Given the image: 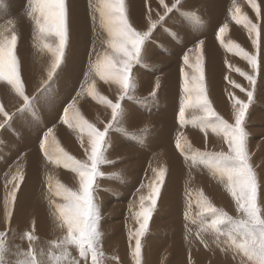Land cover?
I'll return each mask as SVG.
<instances>
[{"label":"bare ground","instance_id":"obj_1","mask_svg":"<svg viewBox=\"0 0 264 264\" xmlns=\"http://www.w3.org/2000/svg\"><path fill=\"white\" fill-rule=\"evenodd\" d=\"M167 1H169L168 3H172L171 0H164V2ZM255 2L260 9L259 16H257L256 12L252 11L253 9L251 7L250 0H181L178 5L179 10L176 9L173 11L169 15L168 19L162 24L164 28L161 24L158 25L152 35L148 38L147 43L142 48V56L139 60L138 66H135L131 71L132 83L128 93L129 96L127 100L125 99L122 102V111L116 121V127L124 130L126 133L136 132L139 129L146 127L149 128V131L142 135V138L138 141L140 145H136L138 147L133 149L135 151H139L138 156L134 153L131 154L132 151L130 150H124L122 153L133 157L132 159L139 157L149 160L148 162H153V166L151 167H154V169L158 167V169L155 170H159L162 167L168 174L164 184L162 185L159 201L156 205L159 209H157L155 214H153L149 225L148 231H150L149 233L152 235L150 234L144 241L146 242V245H144L145 247L142 249V255H144L143 264H154L153 260L154 258L157 259L159 254L163 255L164 259H169L168 264H184L183 259H188L190 262H198L200 256L192 254H197L200 249L206 253V261L211 260L213 262L212 257L215 255H212V252L208 250L209 248L204 249L203 246V243H205L210 244L211 248H213V241L218 246L221 253L227 249H231L228 244L224 243V241L227 240L226 235H221L211 229H206L204 234H200L201 219L199 216V209L197 205L192 204L194 202L188 201L190 200L189 197L187 200V191H193L194 193L200 192V181H204V179L200 177V172L204 174L205 166L192 162V160L188 159L186 154L175 152V135L177 133V137L193 140L195 143L194 147L196 148L207 147L204 140L208 138L203 137L205 135L204 133L202 134L203 136H200V133L196 131L188 130L185 132L183 130L180 126V121L178 120V111L182 100L185 99V94L182 91V99H174L171 89L175 85H178V87L180 86L182 90V81H180L179 76L181 75V68L184 67L183 57L187 53L194 62L195 46L197 43H201L200 54L203 57V65H207L206 69L210 70L209 72L205 71L208 74L210 81L212 78L216 79L218 75H220V82L223 77L228 78L229 75L226 71H234L233 65L240 68L242 67V59L238 57L235 59V56L228 57L230 46L226 43L230 41L228 38L231 37L236 40H240L241 45H246L250 42L248 45L250 47L252 40L254 39V35L244 27L243 23L237 24L235 20L232 19L233 14L247 16L251 22L255 20L260 21V29L262 30V39L260 38L262 40V53L260 54V58H262L261 60L264 62V0H255ZM98 3L99 0H66L68 8L69 43L66 46L65 56L63 58L66 63L63 72L60 74V78L62 80L59 79L58 81L57 79V81H54L55 83L48 90V93L37 98L34 102V106L28 108L29 112L25 111L24 113H17L11 120L10 128L3 127L4 129L0 131V149L3 150L2 153H0V176L3 172L8 171L7 173H9L4 178L0 177V201L3 199L2 192L3 186L5 185L4 183H6L5 180L10 176L9 170L11 169L12 171H16L17 166L19 165L22 168V171H26L23 172L25 179L23 184L21 183V189L18 190L19 196L17 201L14 203V210L11 217L13 227H16L15 224L19 228L23 227L22 223L24 221L22 220V216L25 215L26 212L31 211L33 205H44L42 201L45 197V187L43 188V183L38 186V183L41 182L39 178L41 173L39 172H42V169L51 171V174L46 176L47 178L56 176L57 180L64 181L66 184H69L71 179L74 178L77 180V184L74 189L77 187L76 190H78L79 178L77 173L71 169H66L62 163L55 160L54 156L52 158L45 157L39 148V142L43 138L44 132L51 128L54 137L57 136L56 140L61 145L64 144L65 147L71 150L70 141L66 137V133L59 127V122H63L61 119L63 110H59V107L64 102V98L67 95L69 96H67V100H65L66 104L69 102L68 100H71L75 95L79 94V91L83 88L84 80L85 88L94 86L96 93L105 97L107 100H110L107 86H112V82L109 81L106 83L100 80V78L98 80V77L95 76V74H91L89 72V66L96 58L94 55L98 51L97 46L100 43V39L102 41L107 40V33L101 27L99 23V14L95 11V7ZM125 4L130 23L140 32L148 31L150 21L157 22L159 14L162 11L154 0H125ZM237 9H239V13L236 12ZM30 11V0H0V31H3L8 37L12 34L17 36L15 55L17 57L21 75L25 74V72L27 73L28 67L38 69L36 74L39 73L40 59L45 57L43 56L44 52L41 50L40 46V49L37 48L36 43L39 41L43 43L53 42L51 37L41 38V34L34 29V26L30 23L31 21L29 22L28 20L29 17H27L29 16L28 13ZM225 25V31L223 33H219V28L224 27ZM218 35L219 39L217 38ZM218 49L222 50V54H224L221 56V59L222 57H226L224 59L229 62L228 70H221V68L218 70V67L215 66V63L217 62L216 51H219ZM231 55L232 54L230 53L229 56ZM47 57L51 58L53 61V57L49 56L48 53ZM209 63H211V65H209ZM185 70L190 71L186 67ZM32 73L34 74L35 72ZM143 79H150L151 85L142 82ZM263 82L264 80H262L261 83ZM216 83L217 82H215V86H217ZM223 83L224 86L222 87L226 90L225 93L227 94V102L233 105L232 97L235 95H237L239 99L242 97L243 91H241V88L246 87L247 81L246 79L243 81L238 80L235 72H231L229 81H225L223 79ZM88 84H90V86ZM154 84L159 88V95H156L158 99H160L163 103L173 105V108L174 105H176V107H178L177 112H173L172 114L169 111L162 110L159 105L161 102L159 103V101V104H155L153 102L147 103L146 109L148 111L146 112L140 110V108L144 107L141 106L143 105V102L141 101L138 103V99H136V97H141L143 94L149 93ZM210 84L214 83L210 82ZM235 85H240V87H236ZM262 87L264 88V86ZM210 89V93H214L215 89L213 86H211ZM11 91L12 87L10 85H8L5 81H0V101L5 111L12 110L18 102L22 101V99L19 101V99L14 97L10 99L9 97L11 95ZM215 92L217 91L215 90ZM169 95L174 99V101ZM50 96L53 97L46 102L47 97ZM167 104H165V106ZM98 105L100 115H105L106 111H108V106H106V104L104 105V103L100 100H98ZM74 107L76 108L75 105ZM77 107H79L78 102ZM221 108L223 114L227 115L230 120H233L234 116H232L233 114L228 115L227 107L224 106ZM156 109L158 113L154 114ZM192 110L193 109H191V111ZM30 111L32 114H30ZM187 112H190V110L187 111L186 109L185 116ZM259 112L264 114L263 100L261 105H259ZM170 114L173 115L172 121L174 122V125L168 123V116ZM202 116H204V114ZM136 117L139 118L136 119ZM248 119L250 118L248 117L247 120ZM2 120L3 117L0 116L1 123ZM259 121L264 126V117L259 119ZM214 122V120L200 121V130H206V133L208 130V132L212 134V137L217 135L219 137L220 135L219 138H221L222 134H217L212 131L211 125ZM201 127L204 128L201 129ZM246 128L247 127H245V129ZM263 131L259 129V132ZM70 132L72 133V131ZM251 132L254 131L252 130ZM251 132L248 139H252L251 142H253V135H255L256 132L253 134H251ZM115 135L116 134L114 132H111L107 136V139L114 141ZM216 138L217 137L214 139ZM255 139L257 141V138ZM210 140L208 145L209 147H212ZM263 142L264 140L262 141L261 146ZM115 143H117V141ZM248 144H250V142ZM142 145L147 146L148 149L152 150L149 152L145 149L140 150ZM262 152L264 153V151ZM157 153L164 154L165 159L158 162V160L154 158V156L158 157ZM107 155L108 154L104 151V156ZM166 158L169 159L166 160ZM3 160H6L9 164H3ZM167 163H169L168 165L170 166V170H167L166 168ZM155 165L157 166L155 167ZM111 167L113 169V166ZM108 168H105L104 171ZM60 170H63L64 173L62 172V174H59L58 171ZM260 171L262 172V175H264L263 170L260 169ZM153 176L154 175L152 174L150 177H147L149 179L145 180L144 178L141 180L139 188L136 189L135 208H131V215L125 218V227L128 228V230L131 229L134 231L137 227L134 219V213L139 211V197L140 195L146 196L148 194L149 189L147 185ZM46 177H43L44 182L49 185ZM43 179L41 178L42 181ZM109 181L107 180L109 187L113 186V182L111 184ZM144 182L146 187L145 190L142 189ZM104 187H107V185ZM261 188H264V185ZM103 190L98 188L96 189V201H94L97 202L96 205L98 207L105 209L106 214L110 213L109 215L111 217L109 216L110 218H104L102 220V224H99L100 228L101 226L104 227V230L102 231L106 234L105 230L109 226H107L105 222L109 223V221L114 220L113 216L120 213V207L116 202V199L112 197L114 190L113 187L110 189V194ZM54 192L56 193L57 191ZM261 194L263 195V192H260V196ZM213 199L221 203L217 195H214ZM51 200L54 201L55 205L56 203H64L62 198L57 194L53 195ZM222 203L223 205H226V203L229 204L225 195L222 198ZM115 204H117V206L110 207ZM185 215L191 216L192 218L187 219ZM110 225L112 224L110 223ZM118 225L120 226L121 232L122 223ZM204 226L206 228L205 224ZM227 227V225L220 226L221 231L226 232ZM118 235H120L118 238L119 242L115 248L117 252H122L121 255H123V245L125 244L126 247V236L125 234L122 235L120 233ZM106 244L107 241L103 239L102 245L105 246ZM189 253H191V256L186 257ZM150 255H152L153 258H150ZM201 255L204 256V254ZM223 258L224 261L227 260L226 257ZM244 264H252V262L248 261Z\"/></svg>","mask_w":264,"mask_h":264},{"label":"snow or ice","instance_id":"obj_2","mask_svg":"<svg viewBox=\"0 0 264 264\" xmlns=\"http://www.w3.org/2000/svg\"><path fill=\"white\" fill-rule=\"evenodd\" d=\"M250 2L252 9L259 16V6L255 0H250ZM160 3L163 5L164 0H160ZM30 7L31 11L28 14L35 20L41 36L53 39L52 43L44 44V47L52 53L54 58L47 73L51 79L53 73L61 66L66 46L69 43L66 0H30ZM95 11L99 14L101 27L107 33V40L105 41L107 48L103 53H96L95 60L89 66V72L106 83L110 81L119 85L122 93L127 94L131 88V69L141 59L142 47L146 39L150 37L149 33L156 27V22L150 21L148 31H137L129 21L125 0H99ZM168 11L171 9L166 7V12ZM236 12L239 13V9ZM164 18L161 16L160 20L163 21ZM232 19L237 24L243 23L250 33L259 35L257 25L253 24L247 16L233 14ZM225 27L226 25L219 28V33H223ZM217 38L219 39V35ZM16 43L17 36L15 34L8 37L3 31H0V81H6L23 99L24 103L20 111L24 113L29 107L34 106L36 98L40 97L41 94L32 101L25 95L15 55ZM252 44L256 47L257 39H253ZM235 47L237 54L247 60L253 73H256L258 68L257 56L249 55L239 46ZM200 53L201 43H197L194 62L187 53L183 57L184 67L181 68V79L185 99L180 104L178 120L181 123L184 121L186 109H200L205 117L215 118V122L211 125L212 131L223 135L224 142L227 144V152L198 153L193 159L206 158L209 167L219 174L221 180L226 179L228 192L235 201L237 212L242 215L241 218L234 219L226 212L217 209L203 192L196 194L195 203L199 209L200 217L205 214L211 217L206 224L207 229L226 235L227 240L224 243L228 244L237 254L246 257L252 264H264V211L257 204V179L249 162L248 133L244 127L246 111L254 99V93L251 90L247 91V102L232 97L234 123H229L220 117L213 110L206 95L203 57ZM185 67L190 71H186ZM240 74L247 79L249 85H255V75H248L243 72ZM235 86L240 87V85ZM87 91L93 99L98 97L94 86H90ZM241 91L244 89L241 88ZM153 95H155V90ZM99 100L111 109L112 120L114 121L121 108L120 102L113 103L103 96H99ZM0 114L7 121L0 127H7L13 117L4 111L2 106H0ZM61 119L70 128L78 129L81 134L87 135V145L85 146L87 162L77 160L65 151L55 139L51 128L44 132L43 138L39 142V148L43 155L48 158L54 156L57 162L62 163L66 169H71L77 173L79 178L78 191L65 188L59 183L56 186V194L62 198L64 203L56 204L55 210L58 213V219L62 222L61 226L67 230V234L60 245L65 246L63 248L64 256L68 254L66 246L75 245L79 249L81 257L90 255L92 264H98L97 245L100 242L101 233L97 230L99 213L94 204L93 188L97 176L101 175L98 172V166L105 163L104 146L111 122L106 124L103 130L98 129L80 114L74 107V103H70L64 108ZM175 144L177 149L183 151L187 141L178 137ZM153 172L154 176L147 185L148 194L146 196L140 195L139 211L134 213L137 227L134 231L130 229L128 233L129 240L134 241L132 256L135 264H141V238L148 230L150 217L157 205L161 186L165 182L164 168L161 167L158 171L153 169ZM24 179L22 168L18 165L5 187L6 217L11 216L10 205L16 200L18 190ZM189 199H191V194H189ZM201 223H205L203 219H201ZM222 225L228 226L226 232L221 231L220 226ZM2 236L3 234L0 233V237ZM28 239L32 240L33 237L28 235ZM3 251V244L0 242V260H2ZM32 264H35V258H33Z\"/></svg>","mask_w":264,"mask_h":264},{"label":"rangeland","instance_id":"obj_3","mask_svg":"<svg viewBox=\"0 0 264 264\" xmlns=\"http://www.w3.org/2000/svg\"><path fill=\"white\" fill-rule=\"evenodd\" d=\"M180 1L181 0H171L172 3H168L169 1H167V2H164L163 5H161L160 0H154V2L157 3V5L162 9V11L159 14L158 21L156 22V27L153 28V30L149 33V36L152 35L153 31L157 28L158 25L161 24V26H162V24L168 19L169 15L173 11L178 9V5L180 4ZM165 6L167 7V9H171V11L166 12ZM252 11H254V10H252ZM161 16L165 17L163 19V21L160 20ZM27 17H29L28 20H29V22L31 21L30 23L34 26V29L38 33H40L37 26H36V23H35V20L33 19V17L30 15ZM252 23L257 25V29H258V33H259L258 36L256 34H253L254 39H257V41H258V44L256 47H254L253 44H251L252 46L250 45V47H249L248 45L250 44V42H248L246 45H241L240 40H236V39L231 38V37L228 38L230 40V41H228L229 43L228 42L226 43L228 46H230L229 47L230 52L228 53V57H234L235 56L234 57L235 59H236V57L242 59V64H241L242 67L241 68L233 65L234 71H231V70L226 71V73H228V75H229L228 78L223 77L222 81L220 82V79H219L220 75H218V77L216 79L212 78L214 80L211 79V81H210L208 78V74L206 73V72H209L210 70L206 69L207 65L205 66V64H204L203 66H205L204 67V75H205V81H206L205 82L206 95H207V97H208V99L212 105L213 110L223 119L226 118L225 120H227L229 123H234V118H233V120H230L227 117V115H224L221 107L226 106L228 109V111H227L228 115H232L233 114V105H231L230 103L227 102V99H226L227 94L225 93L226 90L224 87H222V86H224L223 79L225 81H229V77H230L231 72L232 73L235 72V74L238 77V80H241V81L245 80V77L240 74L241 72L247 73L248 75H255V77H256V83L254 86L249 85V83L246 79L247 85H246V87H243L244 91L242 92V97L240 99L237 95H235L234 97L241 100V101L247 102V95H246L247 91L251 90L254 93V99L252 100L249 108L246 111V120H245L244 127H247L245 130L247 133L249 132L248 136H247V151L249 153L250 165L253 168V171H254V173L256 175V179H257V192H258L257 204L261 208V210L264 211V201H263V199H264V190L263 189L264 188H261L264 185V175H262V172L260 171V169H262L264 172V165H263L264 164V156H263L264 153L262 152V151H264V142L261 146V143L264 140V131H263L264 126L259 121V119L264 117V114L259 112V105H261L262 100L264 101V88L262 87V86H264V82L261 83L262 80H264V68H263L264 62L261 60L262 58H260V54L262 53V48H261V42H262V40H261L262 39V32L261 31L262 30L260 29V24H259L260 21L259 20L252 21ZM165 30H166V28H165ZM41 38H43V37H41ZM41 38H40V40H41ZM147 40H148V38L146 39L145 44L147 43ZM45 43L46 42L43 43L41 41L36 43L37 48L38 49L41 48V50L44 52L43 56L45 57V58L40 59L39 73L36 74L38 69H35L33 67H28L27 73L25 72V74H22V75L19 71V75H20L22 85H23V90L25 92V95H27L29 97L30 101L34 100L40 94H41L40 96H42V95L48 93V90L55 83L54 81H57V79L59 81V79H61L60 74L63 72L64 67H65L66 61H65V59H63L61 66L58 67L57 71L55 73H53L52 78L49 79L47 73H48V70H49L50 65L52 63V59L47 57V53L49 56H52V53L49 52V50L44 47ZM157 43H159V42H157ZM144 45H143V47H144ZM39 46H40V48H39ZM235 46H239V48L243 49L249 55H256L257 56L258 68L256 70V73H253L252 68L248 64L247 60H245L241 55L237 54V49ZM106 48H107V45H106L105 41H102L100 39V43L97 46L98 51L96 53H103ZM219 51H216L217 62L215 63V66L218 67V70H220V68H221V70H228L229 69V62L226 61V59H224L226 57H222V59H221V56L224 54H222V50H219ZM96 53L94 56H96ZM230 53L232 54L231 56H229ZM218 58L220 61L218 60ZM138 63H139V61L133 65L131 71L133 70V68L135 66H138ZM28 65H29V63H28ZM209 65H211V63H209ZM237 69H239V71H237ZM32 72H35V73L33 74ZM260 74H261V76H260ZM221 77H222V75H221ZM97 79L99 80V77ZM146 80L147 79H143L142 82L148 83V85L149 84L151 85L150 79L147 81ZM177 81H178V78H177ZM210 82L214 83V84H210ZM215 82H217L216 83L217 86H215ZM131 83H132V80H131ZM112 84L116 85L115 83H112ZM88 85L90 86V84H88ZM211 86H213V88L217 92H215V90H214V93L213 92L210 93V91H211L210 87ZM87 89L88 88H82L81 91H79V96L75 95L71 100H68L69 102L66 104L65 100H67V96H69V95H67L64 98V102L60 105L59 110H64V108L67 107L68 104L74 103V105L76 106V109L80 112V114L86 120L89 121V123H92L98 129L103 130L104 126L106 124H109V122H111L110 128L108 129V132H107V136L111 132H114L116 134L114 141L115 142L117 141V143H115L113 140H108L107 136H106L104 151L108 155L104 156L105 163L98 166V172L99 173L101 172V175L97 176L96 181L94 183V188H93V198L96 201L95 192H96L97 188L101 189V190L105 189L103 191L109 193L110 189H112V187H113L114 190L112 193V197L116 199V202L118 203V205L120 207V213L115 214V216H113L114 220L109 221V223L105 222V224L107 226H109L105 230V232H106V234H105L102 231V230H104V227L101 226V228H100L99 224H102V220L106 217H109L110 213L107 212L109 214H106L105 209L102 207H101L102 209L100 207H98L96 205L97 202L94 201L96 208L97 207L99 208V209L97 208L98 213H99L98 221H97V230L101 233L100 242L97 245V249L99 252L98 264H135L134 258L132 256V249L134 247V241L129 240V237H128L129 230H128V228L125 227L126 226L125 218L131 215V208H135L134 206H135V202H136V200H135L136 189L139 188V183L144 178L146 180V179H149L147 177H150L152 174L154 175V172H153L154 167H151V166H153V162L150 163V162H148L149 160L142 159L139 157L132 159L133 157H130L126 154L124 155V153H122V151L130 150V151H132L131 154L134 153L136 156H138L139 151H135L133 149L138 147L136 145L139 144V142H138L139 139L142 138V135L144 133H147V131H149V128L146 127V128L139 129L136 132H130L131 134L126 133V132H124V130L117 128L116 127V121L121 114L122 107L120 108V110H119L116 118L114 119V121L112 120L111 109L109 107H108V111L105 110L106 111L105 115H100L99 105H98V100H99L100 95L98 94V97L96 99H93V97L88 94ZM108 89H109V92L111 93L110 97L114 98V99L111 98V100H110L111 102L116 103L119 101L121 103L125 99L127 100V98H128L127 96H128L129 91L127 92V94H123L122 90L120 89L119 86L108 87ZM151 89L152 90L149 93H145L141 97L140 96L136 97V99H138L137 100L138 103H140L141 101L143 102L142 103L143 105H141V106H144V107L140 108L141 107L140 106L139 108H140V110H143L145 112L148 111L146 109L147 103L153 102V103L157 104L158 101H159V103L161 102L160 99H158V97H157L159 95L158 86H155V84H154ZM154 90H155V95H153ZM171 91L173 93L174 99L175 98H177L179 100L182 99V96H180L181 95L180 87H178V85H175L171 89ZM13 97L19 99V101L22 99L12 89L11 95L9 98L11 99ZM52 97L53 96L47 97L46 102H48ZM82 97H83V100L81 99ZM37 98H39V97H37ZM133 98H135V97H133ZM80 99H81V101H80ZM84 99H86L87 101H85ZM224 101H226V102H224ZM77 102L79 103V107H77ZM213 102L214 103L216 102V103L214 104ZM23 103L24 102L22 99V101L18 102L14 106V108H12V110H10V111L4 110V111L6 113H8V115L10 117H14V115L21 112L20 110L23 107ZM165 104H167V103L161 102L159 104L160 108L162 110L169 111L172 114H173V112L175 113L178 111V107H176V105H174V108H173V105L167 104L165 106ZM0 106H2L1 101H0ZM220 109H221V112H220ZM189 110H190V112L186 113L184 121L182 123L180 122V126L183 128V130L185 132L188 130L196 131V132L200 133V136H203L202 134L204 133L205 135L203 137L208 138V139L204 140L207 147H205V148H198L197 147L196 148V147H194L195 143L193 140L188 139V138H186V139L181 138L182 140L187 141L186 146L184 147L183 151H181L180 149H177L176 146L174 147V150L176 153L186 154L188 156V159L192 160V162H196L197 164L205 166L204 167V174H202L200 172V177H202L204 179V181H200V192H203V194L208 198V200L217 209H220V210L226 212L228 215L232 216L234 219H239V218H241L242 214L237 212L235 201L233 200L232 196L230 195V193L228 192V189L226 187V179L223 181L221 180V178L219 177V174L215 173L213 171V169L211 167H209V165L206 162V158L201 159L198 157L196 159H193V157L196 156L198 153L221 152V151L227 152V150H228L227 144H225V142H224L223 135L221 138H219L220 135H219V137H218V135L212 137V134H210L208 132V130H207V133H206V130L205 131L200 130V121L201 122L207 121V120L208 121L209 120L215 121V118L214 117H205V115L202 116L204 113L200 109H193L192 111H191V109H187V111H189ZM26 112H29V109H27ZM155 113H158L157 109L154 111V114ZM30 114H32V112ZM200 115L204 118H202ZM0 116L3 117L2 123L0 122V125L7 123V121L5 120V117L2 114H0ZM172 116L173 115H171V114L168 116V118H169L168 123H170L171 125H174V122L172 121L173 120ZM232 116H234V115H232ZM248 117L250 119L247 120ZM137 118H139V117H136V119ZM251 119H253V120H251ZM7 127L10 128V123L8 124ZM59 127L62 128L64 130V132L66 133V137L70 141L71 150H69L67 147H65L64 144L63 145L60 144V145L65 149V151H67L70 155H72L77 160H80L82 162H87V155L85 153V146L87 145V141H86L87 136L82 135L78 129L70 128L68 125L64 124L63 122H59ZM202 128H204V127H201V129ZM2 129H4V128L0 127V131ZM259 129L263 132H259ZM145 130H146V132H145ZM252 130L254 132H251ZM70 131H72V133ZM250 132H251V134L256 132V134L253 135V138L255 140V141L253 140V142H251L252 139H248L250 136ZM203 137H202V139H203ZM215 137H217V138L214 139ZM56 138H57V136H55V139ZM177 138L178 137H177V133H176L174 140L176 141ZM210 138H211V140H210ZM255 138H257V141ZM209 140L211 141L212 147H209V145H208ZM248 140H250V141H248ZM197 141H199V140H197ZM0 142H1V140H0ZM249 142H250V144H248ZM258 142H259V144H258ZM143 146L144 145L141 146L140 150L145 149L148 152L152 150V149H148L147 146H144V147ZM255 146H256V148H255ZM2 151L3 150L0 149V153H2ZM252 151H254V152H252ZM83 154L85 156H83ZM135 155H134V157H135ZM126 156L128 157V159ZM157 156L158 157L154 156V158L156 160H158V162L163 161L165 159L164 154H158L157 153ZM167 159H169V158H166V160ZM145 160L150 165H148L145 162ZM136 161H137V163H136ZM158 162H157V164H158ZM2 163L3 164H9L6 162V160H3ZM168 164L169 163L166 164V166H167L166 168H167V170H170V166ZM105 165H107V166H105ZM111 166H113V169ZM149 166H150V168H149ZM156 166L157 165H155V167ZM104 167L105 168L109 167L108 168L109 170L106 169L104 171V169H105ZM110 168H111V170H110ZM155 169H158V167H156ZM7 172L8 171L3 172L0 177L1 178L6 177L9 174ZM9 172H10V176L6 178V180H5L6 183H4L5 185L3 186V192H2V198L3 199H1V201H0V207H1L0 208V211H1L0 212V233L3 234V236L0 237V242H2L3 248H4V251L2 254V260H0V264H32L33 258H35V264H92L91 256L88 255L87 257H81L79 254V249L75 245H67L66 248H67L68 254H67V256L63 255V248L65 246H61L60 242L66 236L67 230L65 227L61 226L62 222L58 219V213H56V210H55L56 205L54 204V201L51 200V197L53 195H56V193L54 191H57L56 186L58 183L63 185L65 188L71 189L73 191H78L79 185H78V190H76L77 187H76V189H74L75 185L77 184V180H75L74 178L71 177L72 179H71L70 183L66 184V182H64V181L57 180L56 176L47 178L46 176H49L51 174V171H49L47 169L46 170L42 169L43 173L39 172V173H41L40 174L41 177L39 176L41 182L38 181L39 183L38 182L37 183H38V186H40L39 184L43 183L42 186H43V188L45 187V197H44V200L42 201L44 205L43 206H39L37 204L33 205L32 210L29 212H26L25 215L22 216V220L24 221L22 223L23 227L19 228L16 224H15L16 227H13L12 222H11V217H12V213L14 210V203L17 201V198L19 196V191L17 193L16 200L10 205L11 216H9V217L5 216V207H4V198L6 195L5 187H6L7 181L11 180V176H12V174L15 173V170L12 171L10 169ZM23 172H26V171H23ZM62 172L64 173L63 170L58 171L59 174H62ZM150 172H152V173H150ZM0 174H1V171H0ZM122 174H123V176H122ZM167 175L168 174L165 171V180L167 178ZM43 177L47 178L46 180L48 181L49 185L45 184ZM41 178L43 179V181L41 180ZM128 178H130V179H128ZM51 179H53V180H51ZM107 180L108 181L110 180L109 182L111 184L113 182V186H110L111 188L109 187ZM22 184H23V182H22ZM193 184H197V183H193ZM106 185H107V187H104ZM145 188L146 187H145V182H144L142 189L145 190ZM161 188H162V186H161ZM20 189H21V187H20ZM260 192H263V195L261 194V196H260ZM186 194H187V200H188L189 194H191V199L188 201L194 202L192 204L196 205L195 200H196V194L197 193H194L193 191H187ZM214 195H217L219 197L221 203H219L213 199ZM224 195L226 196L227 202L229 204L226 203V205H223L222 198L224 197ZM262 196H263V198H262ZM158 201H159V197H158L157 203H158ZM189 202H188V204H189ZM114 206H117V204L111 205L110 207H114ZM157 209H159V208L156 206L153 210L152 216H153V214H155V211ZM152 216L150 217L149 225H150ZM206 216H208V215L205 214L204 217H200V219L204 220L205 225L211 219L210 216H208V217H206ZM185 217L187 219L192 218L191 216H187V215H185ZM117 221H118V223H117ZM110 223L112 225H110ZM120 223H122L121 232H120V226L118 225ZM204 224H202L201 220H200V234L201 233L204 234V232L207 229V228H205ZM148 229H149V226H148ZM149 232L150 231L147 230L145 235L141 238L142 239V249H144V247H145L144 245H146V242H144L145 238L151 234ZM119 233L122 235L125 234V236H126V247L124 244L123 245V255H121L122 252H117L116 248H115V247H117L118 242H119V240H118V238L120 237V235H118ZM26 234L31 235L33 237V239L29 240L28 235H26ZM103 239H105L107 241V244L105 246L102 245ZM213 243H214L213 248H211L210 244L203 243L204 249L209 248L208 250H210L212 252V255H215L212 257L213 262L211 260L206 261L207 260L206 259L207 257H205L206 253H204V251L202 249H200V251H198L197 254L196 253L192 254V255L200 256L198 262H190L188 259H183V263L184 264H244V263L248 262L246 257L242 256L241 254H237L232 249H227L223 253H221V251L219 250L218 246L215 244L214 241H213ZM189 254H187L186 257H190L191 253H189ZM201 254H204V256ZM217 255H219V256H217ZM143 256L144 255H142V253H141V264H143V259H144ZM150 256H151L150 258H153L152 255H150ZM223 257H226L227 260L224 261ZM191 259H193V258H191ZM168 260L169 259H164V256L159 254L158 258L157 259L154 258L153 262H154V264H168ZM186 260H188V261H186Z\"/></svg>","mask_w":264,"mask_h":264},{"label":"crops","instance_id":"obj_4","mask_svg":"<svg viewBox=\"0 0 264 264\" xmlns=\"http://www.w3.org/2000/svg\"><path fill=\"white\" fill-rule=\"evenodd\" d=\"M179 78H180V81H182V79H181V75L179 76ZM114 86H119V85H112V86H107V87H114ZM180 87V86H179ZM83 88H85V80H84V83H83ZM82 89V88H81ZM107 91H108V93H109V96H111V93L109 92V89H107ZM180 92L182 93V90H181V88H180ZM76 96H79V94L78 95H76ZM129 96V95H128ZM127 96V97H128ZM170 96V95H169ZM180 96H182V94L180 95ZM111 98L112 99H114L113 97H110V100H111ZM170 98L174 101V99L170 96ZM82 100H83V97L81 98ZM81 99H80V101H81ZM85 101H87L86 99H84ZM84 102V101H83ZM82 103V102H81ZM121 104V107H122V102L120 103ZM175 104H176V102H175ZM179 112V111H178ZM198 120V119H197ZM145 132H146V130H145ZM85 156V155H84Z\"/></svg>","mask_w":264,"mask_h":264}]
</instances>
